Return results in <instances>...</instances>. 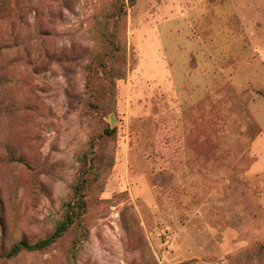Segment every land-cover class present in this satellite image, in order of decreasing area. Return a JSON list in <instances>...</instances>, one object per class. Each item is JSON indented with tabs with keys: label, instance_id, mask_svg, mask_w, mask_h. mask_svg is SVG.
Here are the masks:
<instances>
[{
	"label": "rangeland",
	"instance_id": "374dc122",
	"mask_svg": "<svg viewBox=\"0 0 264 264\" xmlns=\"http://www.w3.org/2000/svg\"><path fill=\"white\" fill-rule=\"evenodd\" d=\"M92 164L82 223L9 257ZM0 264H264V0H0Z\"/></svg>",
	"mask_w": 264,
	"mask_h": 264
},
{
	"label": "trees",
	"instance_id": "16d2710c",
	"mask_svg": "<svg viewBox=\"0 0 264 264\" xmlns=\"http://www.w3.org/2000/svg\"><path fill=\"white\" fill-rule=\"evenodd\" d=\"M126 15L125 3H122L120 6L113 9L110 14L104 17L102 27L104 30L110 31L109 36L106 37L108 50L97 57L93 64L94 67L92 68L93 72L97 75L102 73L111 78V82L108 86L109 96L107 95L105 99L103 96L104 93L100 92V96L96 98L98 101L93 105L97 110L105 111L106 113H112L115 109V81L117 79H123L126 76V50L120 38L121 30L125 28L124 19ZM120 26L121 28H119ZM120 58L123 62H121L119 67H116L115 62ZM116 131V128H110L108 126L104 129L102 137L115 138ZM87 158L88 156L86 155L84 156L85 160H81L83 165L87 164ZM88 170L89 169H87V171ZM91 170V172H86V175L82 177L83 180L73 188V198L65 204L64 215L56 224L54 231L46 238L40 239L34 243L25 240L17 242L12 246L8 255L9 257H16L23 252H40L46 250L61 239L73 226L82 223L87 206L85 190L91 184L89 179H95L97 173L93 164Z\"/></svg>",
	"mask_w": 264,
	"mask_h": 264
}]
</instances>
